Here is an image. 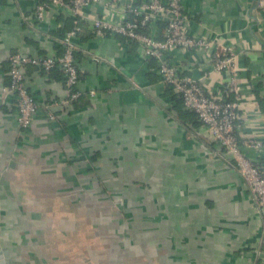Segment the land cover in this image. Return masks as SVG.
<instances>
[{
    "label": "crops",
    "instance_id": "1",
    "mask_svg": "<svg viewBox=\"0 0 264 264\" xmlns=\"http://www.w3.org/2000/svg\"><path fill=\"white\" fill-rule=\"evenodd\" d=\"M181 2L188 33L214 43L208 52L173 49L168 58L216 92L230 75L216 70L215 56L232 52L238 139L264 142V15L255 0ZM35 4L0 0V264H118L114 251L128 240L144 256L128 264H264V219L231 156L204 147L214 140L202 126L181 123L171 109L174 92H165L155 62L134 42L111 32L78 36L80 95L68 104L46 107L64 97L63 82L26 66L39 108L30 126L19 128L14 97L3 91L9 57L57 52L69 17L53 6L44 25L34 23ZM102 12L117 17L102 0L81 9L86 30ZM241 147L264 170V146ZM91 195L116 202V217L128 222L118 232L127 240L91 246L93 230L82 222L101 215L87 206Z\"/></svg>",
    "mask_w": 264,
    "mask_h": 264
},
{
    "label": "built area",
    "instance_id": "2",
    "mask_svg": "<svg viewBox=\"0 0 264 264\" xmlns=\"http://www.w3.org/2000/svg\"><path fill=\"white\" fill-rule=\"evenodd\" d=\"M99 0H36L31 14L34 23L44 25L45 18L51 7L70 17H86L81 9ZM259 11L264 15V0H255ZM104 10L116 12V19L108 18L102 12L101 16L91 18L92 28L96 36L105 32L118 34L137 44L138 52L146 61H155V72L159 81L166 88H171L182 100L184 108L197 114L202 127L215 142L212 150L215 154L230 155L233 166L246 182L255 202L257 215L264 216V170L242 150L247 145L260 150L264 142L253 136H245L239 140L240 129L239 100L237 96L229 99V94L238 92L235 82L236 75L232 52L222 48V52L214 59L216 70L228 71L230 77L228 86L220 91L210 92L204 89L194 77L184 74L179 67L168 58L173 49L206 51L211 48L214 40L194 36L188 33L186 21L190 18L183 10L181 0H102ZM74 19V27L60 37L62 53L50 55H28L19 51L9 57V81L3 87L6 95L14 97L16 104V121L20 129H26L32 123L39 104L25 84L24 68L37 65L45 70L58 66L65 74L64 97L51 100L46 107L68 104L76 100L80 92L75 89L78 81V67L74 51L79 26ZM38 24V25H39ZM49 114V119H54Z\"/></svg>",
    "mask_w": 264,
    "mask_h": 264
},
{
    "label": "rangeland",
    "instance_id": "3",
    "mask_svg": "<svg viewBox=\"0 0 264 264\" xmlns=\"http://www.w3.org/2000/svg\"><path fill=\"white\" fill-rule=\"evenodd\" d=\"M91 196H92L91 204L87 203V206H91V209L98 208L99 210H101V215L96 218L92 216L88 224H87V221L82 222L83 224H85V230H91V231L93 230L89 236L92 242L94 243L91 246L97 248L99 247L98 244H102V241L108 243L110 242V240L116 239V241H118L119 243L123 239L127 240V237H125L123 232H120V233L118 232V229L121 228L120 226L123 225V227L125 228L128 222L127 220H125V218L120 217V215L118 218L116 217L118 215H115L117 213L115 212L116 209L113 205L116 202L115 203L110 202L109 200L110 196L108 195H106V197L102 196V198L99 200L93 197V195ZM109 208L112 210H110ZM77 226L78 224L76 223V227ZM123 227H122V230L124 231ZM115 228H117V233H115V230H116ZM102 230L106 231V233L103 232ZM86 232H89V231H86ZM102 233L105 235L102 236ZM102 237L104 238L103 240H102ZM139 237L142 238V236H139ZM81 238L82 236H75V242L77 244H80V242H82ZM125 248H127V250H125ZM119 249L117 250L118 251L117 253L114 251V254H118L119 256L118 264H121V263L128 264V262H130L128 260H141L142 257H144L142 255L143 252L139 249L138 244L136 243V245L132 246L129 240H128V243L127 241L124 242L123 250H119ZM93 253L95 252L91 250L90 252L91 257L93 258L94 256L95 260H100V259H97V257H95L96 253L95 254ZM155 253H162V252L155 251ZM128 254L129 255L136 254L137 256L127 257Z\"/></svg>",
    "mask_w": 264,
    "mask_h": 264
},
{
    "label": "trees",
    "instance_id": "4",
    "mask_svg": "<svg viewBox=\"0 0 264 264\" xmlns=\"http://www.w3.org/2000/svg\"><path fill=\"white\" fill-rule=\"evenodd\" d=\"M74 19H76L75 21L77 22V25L79 26V30L77 31V37L79 36L83 40L85 38L84 32H86L87 35H89V36H93V37L96 36L93 28L91 30H86L85 29L86 24L84 23V21L79 16H76L74 18L70 17V16L67 17L66 26L64 28L58 30L59 32H58L57 36L61 37V36L64 35V33L66 31L72 29L74 27V24H75ZM121 37L125 40V42H133V41H130V40H126V38H124L123 36H121ZM135 46L137 47L136 43H135ZM62 50H63L62 45L58 44L57 50H56L57 53L61 54ZM74 56H75L76 61H77L78 56H80V53H79V51H77V49L74 51ZM28 66L37 67L43 73H45L46 75H50V76L56 78L57 80H59V81H61L63 83L65 82V79H66L65 74L62 71V69L60 67H58V66L52 67L51 69H48V70H45V69H43L41 67H38L37 65H28ZM78 77H79V70H78ZM8 81H9V76H8V79L6 80V82L8 83ZM169 89H170V91H169ZM169 89L165 87L164 90H165V92L169 91L171 93L172 89L171 88H169ZM175 95H177V94L176 93L172 94V99H174L175 105L172 106L171 109L175 112L177 118L181 121V123H183L185 125H190V126H188V128H191V129H195V128L199 127V126H202V122L198 118L197 114L195 112H193V111H190V110L184 108L181 98L178 95H177L178 98H176ZM231 97H232V94H229V99H231ZM258 101L261 104L262 100H261L260 97H259ZM202 143H203L204 147H206V148H208L210 150H213L214 147H215V142L214 141L206 142V141L203 140ZM93 157L94 156H92L91 159H93ZM229 163H230L231 167H234L232 160L229 161ZM262 217L264 219V216H262Z\"/></svg>",
    "mask_w": 264,
    "mask_h": 264
}]
</instances>
